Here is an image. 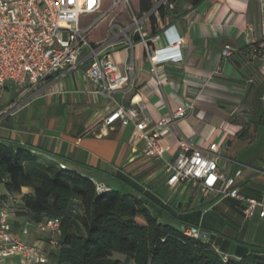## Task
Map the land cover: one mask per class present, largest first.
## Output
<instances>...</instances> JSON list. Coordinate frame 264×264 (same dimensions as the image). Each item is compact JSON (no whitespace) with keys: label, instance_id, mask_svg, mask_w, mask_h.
Segmentation results:
<instances>
[{"label":"crops","instance_id":"obj_1","mask_svg":"<svg viewBox=\"0 0 264 264\" xmlns=\"http://www.w3.org/2000/svg\"><path fill=\"white\" fill-rule=\"evenodd\" d=\"M132 3L138 16V0ZM161 4L166 11L163 17L158 13ZM152 9L156 33L149 17L142 20L148 44L165 46V38L153 42L150 38L172 27L182 38L180 63H161L155 75L140 38L130 48L120 36L112 59L121 73L128 64L133 70L128 85L112 97L96 93V86L85 76L89 58L76 70L55 73L34 86L7 83L0 97V139L56 156L94 182L139 197L159 223L200 227L206 242L230 258L264 252V220L245 217L244 205L236 199L202 195L185 183L168 185L164 161L144 155V141L133 136L132 124L105 123L117 103L143 105L151 125L185 105L187 113L177 121L176 133L164 132L163 142L171 146L165 159H173L178 140L206 152L209 143L216 142L219 171L233 176L241 170L235 188L264 202V65L254 52L255 48L264 51L262 1L204 0L191 8L183 0H160ZM116 24L126 26L109 24L101 38L112 26L116 33ZM226 45L233 51L223 57ZM243 127L246 133L239 136ZM259 136L260 146L255 148ZM29 192V188L22 189V193ZM10 221L20 239L46 248V237L33 227L26 235L20 232L25 218L10 213ZM0 264H18V257L4 258ZM42 264H54L46 252Z\"/></svg>","mask_w":264,"mask_h":264},{"label":"built area","instance_id":"obj_2","mask_svg":"<svg viewBox=\"0 0 264 264\" xmlns=\"http://www.w3.org/2000/svg\"><path fill=\"white\" fill-rule=\"evenodd\" d=\"M261 1L264 15V0ZM119 5L128 10L130 24H116V33L112 26L104 38L92 42L90 32L109 11L102 9V0H0V97L7 83L16 87L34 86L55 73L63 75L76 70L85 58H89V62L84 74L96 86L95 92L112 97L115 91L128 85L133 70L132 64H128L126 72L121 73L112 59L120 36L124 37L126 46L130 48L133 47V37L139 36L151 63V72L155 75L159 64L168 61L178 64L183 60L180 51L182 38L172 31V27L150 38L152 42L165 38V46L153 48L148 44L142 20L149 17L153 9L138 17L130 0H112L110 8ZM94 14H98V19L82 25L83 15ZM109 36L112 38L109 39ZM232 51L233 48L226 45L222 56L228 57ZM254 52L264 65V51L255 48ZM187 108L179 105L151 125L150 119L143 113V105L131 102L125 106L117 103L107 115L105 123L111 125L118 121L124 126L132 124L133 136L144 141V155L164 161L168 185L185 183L202 195L215 193L223 198L236 199L243 203L245 217L264 220V202L244 196L235 188V180L241 170L233 176H226L219 171V145L216 142L209 143L206 152L200 147H192L185 140H178L173 159H165L171 146L163 142L164 132L176 133L177 121L186 116ZM60 166L64 168L63 164ZM94 184L98 192L109 189L103 183ZM60 225L58 217L36 223L25 221L20 232L26 235L29 228L33 227L36 233L46 237L51 248H56L61 234ZM182 230L189 237H201L198 226H185ZM214 250L224 261L227 260V255L221 254L217 248ZM45 252L41 246L20 239L14 233L10 213L0 207V260L16 256L18 264H42Z\"/></svg>","mask_w":264,"mask_h":264},{"label":"trees","instance_id":"obj_3","mask_svg":"<svg viewBox=\"0 0 264 264\" xmlns=\"http://www.w3.org/2000/svg\"><path fill=\"white\" fill-rule=\"evenodd\" d=\"M157 1L138 0V16L149 13ZM183 1L196 8L204 0ZM158 13L166 14L165 5L159 6ZM149 21L154 34V14ZM133 40L138 42L139 37ZM245 133L243 127L239 136ZM57 159L0 139V184L4 188L0 207L32 223L60 218L58 246L51 248L46 239L52 263L264 264V252L224 261L204 238L189 237L183 227L159 223L139 197L114 189L98 192L90 177ZM25 187L29 193H22Z\"/></svg>","mask_w":264,"mask_h":264},{"label":"rangeland","instance_id":"obj_4","mask_svg":"<svg viewBox=\"0 0 264 264\" xmlns=\"http://www.w3.org/2000/svg\"><path fill=\"white\" fill-rule=\"evenodd\" d=\"M112 4V0H103V10L109 9L108 16L104 21L98 22V24L93 28L91 31L89 38L92 40H97L101 38L102 33L106 32L105 29L109 24H115V23H122L123 25H129L130 24V18L126 12V9L123 5H119L117 7L110 8ZM132 8L133 7V4ZM96 15H83L81 18L82 25H86L90 21H92L95 18ZM122 39V38H121ZM6 94H3V100L6 98ZM260 146V136L258 142L255 144V148H259ZM76 211H79V208L75 207ZM80 212V211H79Z\"/></svg>","mask_w":264,"mask_h":264},{"label":"water","instance_id":"obj_5","mask_svg":"<svg viewBox=\"0 0 264 264\" xmlns=\"http://www.w3.org/2000/svg\"><path fill=\"white\" fill-rule=\"evenodd\" d=\"M200 238H203L202 236Z\"/></svg>","mask_w":264,"mask_h":264}]
</instances>
